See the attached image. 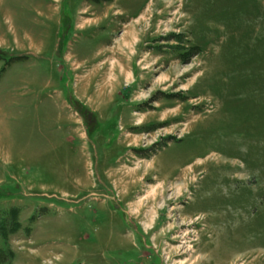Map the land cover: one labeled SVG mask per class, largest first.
<instances>
[{
  "label": "rangeland",
  "instance_id": "374dc122",
  "mask_svg": "<svg viewBox=\"0 0 264 264\" xmlns=\"http://www.w3.org/2000/svg\"><path fill=\"white\" fill-rule=\"evenodd\" d=\"M0 10V264H264V0Z\"/></svg>",
  "mask_w": 264,
  "mask_h": 264
},
{
  "label": "bare ground",
  "instance_id": "6f19581e",
  "mask_svg": "<svg viewBox=\"0 0 264 264\" xmlns=\"http://www.w3.org/2000/svg\"><path fill=\"white\" fill-rule=\"evenodd\" d=\"M185 174L183 175V177L181 178V179H179V182L180 181H182V185L180 186V187H178L177 189H175L176 191H178L177 193H178V195H183L182 194V192L185 190V189H188L189 190V188H190V186L191 185H193V178L192 179H190V177L192 176V175H195L196 173H195V171L194 170H192V169H187V170H185ZM173 185H174V182H173ZM164 186V185H163ZM174 187V186H173ZM158 188H155V189H152L151 191H152V193H154V199L156 198V194L158 193ZM161 194V193H160ZM158 196V195H157ZM151 202V201H150ZM153 207V206H152ZM190 217H192L191 219H193L194 218V216L193 215H190ZM190 220V219H189ZM201 219L199 218L197 221H200ZM190 221H192V220H190ZM260 254L261 253H258V252H256V251H251V252H246V253H244L243 255H236V256H234L233 257V259L231 258V260L229 259V261H225L224 263H222V264H237V263H235L238 259H240L241 257L243 258V259H246V260H250V259H253L254 257H256V256H260ZM211 259H210V256H209V261H210ZM256 261H259V260H257V259H255V260H253L252 261V264H256ZM209 264H211V263H209Z\"/></svg>",
  "mask_w": 264,
  "mask_h": 264
},
{
  "label": "crops",
  "instance_id": "0c3cea01",
  "mask_svg": "<svg viewBox=\"0 0 264 264\" xmlns=\"http://www.w3.org/2000/svg\"><path fill=\"white\" fill-rule=\"evenodd\" d=\"M0 12H1V10H0ZM4 15H5V13H3ZM1 15V14H0ZM8 15V14H7ZM5 48H3L2 46L0 47V51L1 50H4ZM35 56H36V54H34Z\"/></svg>",
  "mask_w": 264,
  "mask_h": 264
}]
</instances>
